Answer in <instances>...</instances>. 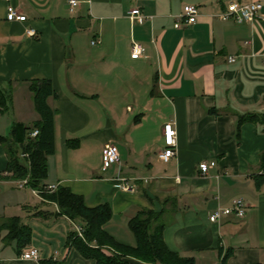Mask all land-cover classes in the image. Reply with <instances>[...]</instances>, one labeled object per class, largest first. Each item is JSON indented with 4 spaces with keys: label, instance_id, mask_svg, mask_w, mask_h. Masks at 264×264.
<instances>
[{
    "label": "crops",
    "instance_id": "1",
    "mask_svg": "<svg viewBox=\"0 0 264 264\" xmlns=\"http://www.w3.org/2000/svg\"><path fill=\"white\" fill-rule=\"evenodd\" d=\"M66 1L0 0V88L9 91L0 136L38 119L29 84L47 79L53 148L44 184L69 189L87 207L106 203L102 229L116 242L134 244L127 223L138 210H161L165 246L193 264H219L218 250L231 251L222 264H264V182L253 179L264 124L235 129V114L264 111V0H238L261 3L242 23L216 17L232 0H77L71 10ZM185 4L198 15L174 28ZM7 5L25 20L7 21ZM133 8L137 20L128 18ZM132 43L143 47L135 59ZM164 123L175 131L167 161L157 157ZM106 143L118 159L102 172ZM6 161L0 142V264H94L65 244L78 222L51 201L22 195L30 188H16ZM201 161L214 165L201 174ZM121 181L132 190L115 187ZM234 198L244 202L242 216L208 220ZM9 218L29 229L19 250L1 224ZM29 247L37 261L19 258Z\"/></svg>",
    "mask_w": 264,
    "mask_h": 264
},
{
    "label": "trees",
    "instance_id": "2",
    "mask_svg": "<svg viewBox=\"0 0 264 264\" xmlns=\"http://www.w3.org/2000/svg\"><path fill=\"white\" fill-rule=\"evenodd\" d=\"M29 89L38 119L30 125L14 123L7 136H0L7 156L5 170L11 179L26 178V185L40 190L42 199L55 203L66 217L78 222L82 228V238L77 237L72 230L67 234L65 244L94 264H193L191 257L180 256L165 246L161 235L164 226L160 218L161 210L140 209L128 220L134 244L127 245L114 241L102 229V224L110 216L106 203L87 207L80 195L62 186L45 191L47 184L43 183V179L46 176V156L53 148V110L47 105L46 98L54 96V92L47 79L31 81ZM8 100L9 91L0 88V111L5 109ZM244 122L264 124V111L235 114L236 133ZM32 129H36L37 133L29 137L28 133ZM22 153L25 156H20ZM258 168L259 173L253 176L256 187L264 182V152L259 154ZM1 224L5 225L10 239L15 240L17 250L28 243L29 229L18 224L16 218H9ZM107 248H112L114 252H109ZM230 252L226 250L220 254L218 250L219 264L224 263ZM127 258L137 262H129ZM39 264L61 263L42 259Z\"/></svg>",
    "mask_w": 264,
    "mask_h": 264
},
{
    "label": "built area",
    "instance_id": "3",
    "mask_svg": "<svg viewBox=\"0 0 264 264\" xmlns=\"http://www.w3.org/2000/svg\"><path fill=\"white\" fill-rule=\"evenodd\" d=\"M68 9L71 10L77 5V0H67ZM261 3L259 1H250V2H240L238 0H232L225 5L224 10L217 13L216 17L220 20H232L235 23H242L246 21H252L255 19L256 14L260 10ZM198 15V10L194 5L185 4L182 6L181 12L175 17L173 23L174 28H178L181 25L191 24L195 21L196 16ZM5 19L7 21H24L25 16L22 14L16 13L15 9L7 5L5 9ZM128 18L130 20H137L140 18V14L137 8H133L129 11ZM27 34L32 35L33 30H27ZM91 44L96 43L94 40L90 41ZM143 53V47L138 43H132L130 47L129 57L135 59L141 56ZM232 57L228 58V61H232ZM263 68H264V59H263ZM37 133L36 129H32L29 133V137L35 136ZM162 137H163V147L157 153V157L162 161L169 160L174 155V139L175 131L171 127L170 123H164L162 126ZM20 156H25L24 153ZM118 159L117 148L112 143H106L103 145L100 156V166L99 170L104 172L108 167L116 162ZM214 165V161L209 162H199L197 164V169L201 174H204L206 170ZM26 178L15 179L14 184L16 188H23L26 186ZM56 185H46L45 191H52ZM115 187H119L123 191H131L126 184L119 182L115 184ZM30 188V187H29ZM30 192L35 196H40V190L30 188ZM244 202L241 198H234L230 201V204L227 207L215 208L208 216L210 222L218 221L221 216L234 215L240 217L243 215ZM73 231L75 235L79 238H82V228L79 224H72ZM19 258L37 261L39 259V254L36 248L29 247L23 250L19 254Z\"/></svg>",
    "mask_w": 264,
    "mask_h": 264
},
{
    "label": "rangeland",
    "instance_id": "4",
    "mask_svg": "<svg viewBox=\"0 0 264 264\" xmlns=\"http://www.w3.org/2000/svg\"><path fill=\"white\" fill-rule=\"evenodd\" d=\"M22 195L23 194H25L28 198H29V200H37V199H35V197H32V195L30 194V191L29 190H24V191H19ZM24 192V193H23ZM27 193V194H26ZM107 250L109 251V252H114V250L112 249V248H107ZM128 259V258H127ZM131 259V258H130ZM131 260H133V261H135L134 259H131ZM135 262H137V261H135Z\"/></svg>",
    "mask_w": 264,
    "mask_h": 264
}]
</instances>
